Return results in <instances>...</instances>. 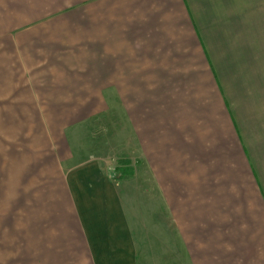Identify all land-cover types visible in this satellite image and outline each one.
Instances as JSON below:
<instances>
[{"label":"crops","instance_id":"1","mask_svg":"<svg viewBox=\"0 0 264 264\" xmlns=\"http://www.w3.org/2000/svg\"><path fill=\"white\" fill-rule=\"evenodd\" d=\"M258 59L187 0H0V264H264Z\"/></svg>","mask_w":264,"mask_h":264},{"label":"rangeland","instance_id":"2","mask_svg":"<svg viewBox=\"0 0 264 264\" xmlns=\"http://www.w3.org/2000/svg\"><path fill=\"white\" fill-rule=\"evenodd\" d=\"M187 2L209 50L216 56L221 58V54L228 53L229 50L231 54H236L245 62L247 55L252 52L256 60L261 61L258 55L264 57V0H187ZM251 75L252 80L259 81L260 85L261 74L252 71ZM94 132V137L102 135L106 138L103 140L104 143H109L112 130L108 126L96 128ZM95 147L98 148L96 145ZM106 157L110 159L107 164L112 161L111 167L115 169L110 170L111 177L118 178L120 173L116 171L117 159L113 158L114 155L109 150L106 151ZM190 200V197L183 200L182 213L206 214V206H186ZM2 208L5 207L0 205V222L5 221V216L1 213ZM167 210L168 213H172L171 207ZM8 229V224L0 223V253L8 244ZM5 256L4 253L3 258Z\"/></svg>","mask_w":264,"mask_h":264}]
</instances>
